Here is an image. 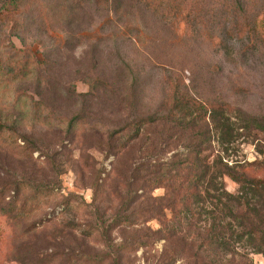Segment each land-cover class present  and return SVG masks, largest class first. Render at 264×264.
<instances>
[{"label":"rangeland","instance_id":"obj_1","mask_svg":"<svg viewBox=\"0 0 264 264\" xmlns=\"http://www.w3.org/2000/svg\"><path fill=\"white\" fill-rule=\"evenodd\" d=\"M6 60L26 74L0 87V110L26 139L0 140V264H264L207 246L204 218L144 242L167 190L142 178L187 149L177 92L264 118V0H0ZM261 151L253 131L235 158L264 177Z\"/></svg>","mask_w":264,"mask_h":264},{"label":"trees","instance_id":"obj_2","mask_svg":"<svg viewBox=\"0 0 264 264\" xmlns=\"http://www.w3.org/2000/svg\"><path fill=\"white\" fill-rule=\"evenodd\" d=\"M4 62L0 63V87L10 85L26 74L16 62ZM174 95L169 108L170 117L182 132H188L187 149L177 160L166 161L162 169L161 164L142 167L145 171L143 186L167 190L155 201L154 210L161 227L150 235L145 234L144 242L156 233H163L167 240L176 236L181 230L171 232L170 222L194 225V220L199 222L204 218L203 231L198 235L220 255L239 254L242 247L264 256V177L249 175L247 168L256 161L235 158L240 141L248 139L253 131L264 134V118L234 114L233 109L225 104L208 105L178 92ZM18 122H10L0 110V140L10 145L14 143L13 139H26L23 135H14ZM199 122H202L200 129L197 128ZM213 143L219 148L214 149ZM140 178L137 175V179ZM226 178L238 183L237 192L227 188ZM35 193H40V189ZM168 209L173 215L169 219L165 214ZM11 213L9 209L3 212L9 218ZM129 218L125 217V220ZM79 227V223H74L73 228ZM232 242L243 246L237 247Z\"/></svg>","mask_w":264,"mask_h":264}]
</instances>
